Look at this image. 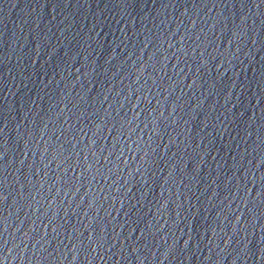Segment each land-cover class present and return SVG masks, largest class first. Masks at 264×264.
<instances>
[{"label":"water","instance_id":"95a60500","mask_svg":"<svg viewBox=\"0 0 264 264\" xmlns=\"http://www.w3.org/2000/svg\"><path fill=\"white\" fill-rule=\"evenodd\" d=\"M0 264H264V0H0Z\"/></svg>","mask_w":264,"mask_h":264}]
</instances>
